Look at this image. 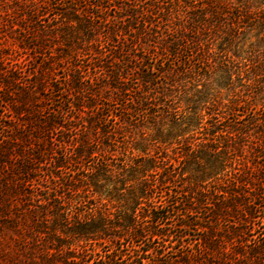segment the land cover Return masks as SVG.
Wrapping results in <instances>:
<instances>
[{"label": "trees", "instance_id": "16d2710c", "mask_svg": "<svg viewBox=\"0 0 264 264\" xmlns=\"http://www.w3.org/2000/svg\"><path fill=\"white\" fill-rule=\"evenodd\" d=\"M0 264H264V0H0Z\"/></svg>", "mask_w": 264, "mask_h": 264}, {"label": "rangeland", "instance_id": "374dc122", "mask_svg": "<svg viewBox=\"0 0 264 264\" xmlns=\"http://www.w3.org/2000/svg\"><path fill=\"white\" fill-rule=\"evenodd\" d=\"M8 52H10V51H8ZM104 202H107V201L105 200ZM107 204H108V203H107ZM113 205H115L114 202H111V203L109 204V206H113Z\"/></svg>", "mask_w": 264, "mask_h": 264}]
</instances>
